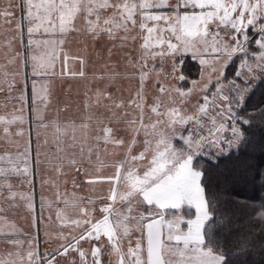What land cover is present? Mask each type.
<instances>
[{
  "label": "snow or ice",
  "instance_id": "6c2138e0",
  "mask_svg": "<svg viewBox=\"0 0 264 264\" xmlns=\"http://www.w3.org/2000/svg\"><path fill=\"white\" fill-rule=\"evenodd\" d=\"M16 10L21 50L12 51L0 68L9 94L19 73L6 69L17 61L31 69L34 106L37 98L47 104V89H41V96L36 83L55 74L58 60L61 75L86 78L88 56L70 57L64 51L73 34L84 38L85 52L87 42L106 41L111 47L97 55L106 50L109 60L118 48L125 67L133 69L126 78L138 84L127 99L108 86L86 88L79 121L45 123L38 117L39 126L54 130L51 140H44L52 175L41 181L54 190V199L41 198L39 217L33 194L12 183L23 178L31 184V140L23 151L0 154V222L23 207L35 229L25 235L14 224L7 232L0 228L5 244L0 264H60L59 258L69 255V264H247L242 259L252 243L247 236H238L228 253L223 249L230 221L215 216L202 158L246 142L256 118L248 112V101L257 74L264 83V0H18L0 17L11 23ZM7 46L11 49L12 41ZM237 59V70L228 79L225 70ZM69 60L79 65L77 71L68 70ZM189 60L199 66L198 77L184 88L191 75ZM245 69L251 79L242 78ZM122 78L111 64L92 76L98 84ZM148 81L154 89L150 98ZM14 99L27 103L25 92ZM19 111L0 116L6 136L14 124L21 128L15 135H23V107ZM259 115L264 123V109ZM40 155L37 147V168ZM102 155L111 158L102 160ZM66 169L82 174L88 185L106 184V193L77 197L75 179L73 192L62 193ZM45 208L50 213L55 208V221L52 215L45 220ZM260 216L264 220V212ZM41 222H58L55 235L45 231V242L55 240L57 246L43 253Z\"/></svg>",
  "mask_w": 264,
  "mask_h": 264
},
{
  "label": "rangeland",
  "instance_id": "374dc122",
  "mask_svg": "<svg viewBox=\"0 0 264 264\" xmlns=\"http://www.w3.org/2000/svg\"><path fill=\"white\" fill-rule=\"evenodd\" d=\"M18 0H0V12L6 10L11 4L15 7V4ZM16 20L11 23L5 22V20L0 17V68L4 67L7 63V59L9 54L12 51H20V38L19 33L16 30L17 22L20 17L19 10L15 12ZM27 39L25 33V41ZM12 41V48H8V42ZM107 47H111L106 41L97 45H93L91 42H87V51L85 52V40L79 35L73 34L66 41L64 46V51L68 53L70 57L72 56H83L87 55L89 58V63L86 68V78H80L79 76L72 77L70 75H61L62 66L60 61L56 62L55 66V74L41 78L36 83V89L40 92L41 96H44L45 93L41 92L42 88L47 89V104H41L40 99H36V105H33V77L31 75V69H25L17 61L15 67L8 66L6 70L10 72H18L19 75L16 76V86L11 90L9 94L8 84L3 83V73L0 72V83H3L4 91L0 92V107L3 108L5 114H16L20 115V109L23 107V115L25 117V122L22 126L23 135L17 137L15 135L16 132L21 131L20 127L17 125L10 126V135L8 136V140L5 141L8 144H14L15 146H24L25 145V134L27 135V125H26V113L29 114V128L28 133L31 140V149L33 152V170H34V181H32V186L34 183L35 188V207H36V215L39 217L40 215V201L41 198L45 201H50L54 199L53 192L54 190L49 188V186L44 185L42 187L41 181L44 179H48L52 175V166L47 163L49 159L48 148L44 145V140H51L53 129L45 128L39 126L37 123L38 117L42 116L44 118L45 123L51 121H68V120H77L79 121L81 117L84 116V101H85V91L86 88H96V87H105L108 86L111 91L114 92L117 96H123V98L127 99L129 94H134L135 89L138 84L137 79H129L126 77L133 75V69L126 68L125 63L121 61V53L117 48L114 50L111 60L108 58V54L106 50L103 52L102 56H98L97 53L101 52V49H106ZM252 62L251 60L249 61ZM105 64H111L113 67H117L118 71L125 77L122 79H118L114 84H111L108 81L104 83L98 84L97 82L92 80V76L95 73L99 75L100 72L104 69ZM79 65L74 63L72 60L68 62V70L69 71H77ZM245 76L242 78L251 79V77L247 76V70H244ZM25 73H27V79L25 80ZM259 77V74H257ZM256 77V78H257ZM9 81L11 80V76L7 78ZM213 81L215 80V75L212 77ZM153 81H148L146 83V89L149 98L153 94L154 89L152 88ZM184 87V85H181ZM190 82L188 87H190ZM187 88V87H184ZM211 90V89H210ZM21 92H25L28 100V108L25 104H21L17 102L14 98L19 96ZM94 126V125H93ZM3 125L0 126V129ZM2 133V134H1ZM0 138L3 140L6 135L0 130ZM4 134V135H3ZM10 139L13 141L9 142ZM1 145H4V142H0ZM37 147L40 148V160L41 164L39 168L35 165V157ZM111 157L101 156L102 160H109ZM90 172L95 171V166L89 167ZM68 171V175L63 177L60 181V191L63 193L67 191L69 194L73 192L72 181L75 179L76 184L79 185L78 188L75 189V195L77 197H92L95 198L97 195L106 193L107 185L97 184L95 186L88 185L85 183L86 178L81 175H76L73 171L66 169ZM105 174H110V169H103ZM31 179V177H30ZM64 180H67V185L63 183ZM18 191L23 192V189H18ZM28 193L34 195L32 190L27 191ZM25 193V192H24ZM7 209V205L4 206ZM194 211V210H193ZM52 215L53 221H55V208H53L50 213L47 208L43 211V217L46 218ZM6 222H0V228H2L5 232L10 230L11 224L15 225V229L19 233H23L25 235L29 233L35 234V229L32 227V216L28 213L26 208H17L11 214H7L5 217ZM58 228L57 223L45 224L41 222L40 224V232H39V251L41 253L45 251H51V249L57 246V241L52 240L50 243H46L45 240V231L52 233L55 235V231ZM67 229H65V233L67 234ZM5 248V244L3 241H0V251H3ZM72 259V255L64 258L60 257V264H69V261Z\"/></svg>",
  "mask_w": 264,
  "mask_h": 264
},
{
  "label": "trees",
  "instance_id": "16d2710c",
  "mask_svg": "<svg viewBox=\"0 0 264 264\" xmlns=\"http://www.w3.org/2000/svg\"><path fill=\"white\" fill-rule=\"evenodd\" d=\"M239 62L237 59L235 66L230 65L225 70L228 79H232ZM188 66L191 75L183 83L184 87L198 77L199 66L191 60ZM252 89L254 94L248 101V112L256 118L246 133V142L239 147L226 148L223 155L205 156L202 161L207 169L210 199L217 209L215 216L230 221L223 249L228 253L236 247L233 241L238 236H247L252 243L242 259L247 264H264V220L260 216L264 212V123L259 115L264 109V83H260L259 77L252 81ZM256 105L260 108L254 107ZM243 127L248 129L249 125ZM31 190L35 199L34 183ZM227 258L234 260L231 255Z\"/></svg>",
  "mask_w": 264,
  "mask_h": 264
},
{
  "label": "crops",
  "instance_id": "0c3cea01",
  "mask_svg": "<svg viewBox=\"0 0 264 264\" xmlns=\"http://www.w3.org/2000/svg\"><path fill=\"white\" fill-rule=\"evenodd\" d=\"M26 107L28 108V100H27V103L25 104ZM12 114H5V112L3 111V108L0 107V116H11ZM29 114L28 112L26 113V125H27V135L25 134V145H26V142L30 139L29 137V133H28V128H29ZM1 126V125H0ZM2 129V128H1ZM2 134V133H1ZM0 134V135H1ZM4 135V134H3ZM8 140V136H6L3 140H1L0 138V142H4V145H1L0 144V154H3L5 152H15L17 149L23 151L24 146H15L14 144H8L6 143L5 141ZM13 141V139H10L9 142ZM31 155L33 157V152H32V149H31ZM32 168H33V165H32ZM33 175H34V170H33ZM33 175L31 176V184H29L28 182L24 181L23 178H20V179H13L12 183L16 186V189H23V192L25 193H28L27 191H29V189H32V181H34V178H33ZM34 196V195H33ZM35 200V199H34Z\"/></svg>",
  "mask_w": 264,
  "mask_h": 264
}]
</instances>
